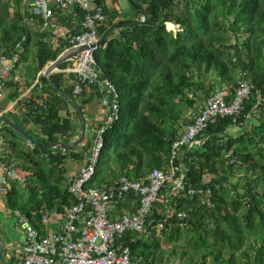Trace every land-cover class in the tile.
<instances>
[{"label":"trees","instance_id":"1","mask_svg":"<svg viewBox=\"0 0 264 264\" xmlns=\"http://www.w3.org/2000/svg\"><path fill=\"white\" fill-rule=\"evenodd\" d=\"M12 1L13 11L7 0H0V54L11 52L25 37L24 54L32 44L36 46L37 74L59 56L61 49L43 42L38 29L25 23L20 6L23 0ZM130 1L144 9L147 19L113 29L94 52L98 67L117 87L120 112L104 135L89 186L109 185L122 175L143 178L167 164L172 142L197 100L235 81L241 70L249 71L254 89L236 122L227 117L211 124L206 143L187 153L186 181H206L215 206H196L190 199L175 196L173 203L190 211L189 225L182 228L167 223L160 232L151 227L146 238L126 233L118 243L130 247L133 259L154 264H166L167 256L184 253L176 246L165 248L162 239L167 243L185 240L194 253L200 254L202 264L210 257L215 262L235 264L237 253L253 264H264V120L247 127L258 115H264V104L255 108L258 95H264V0H182L178 4L174 0ZM105 12L108 21L100 27L101 34L116 23L114 16ZM82 16L76 8L73 17L80 21ZM166 22L178 25L177 32ZM69 63L63 62L59 69ZM67 74L55 71L50 75L51 82L41 75L42 93L34 91L23 101L26 113L40 128L38 134H32L38 144L25 147L20 141L25 137L8 125L0 133L10 150L24 154L16 166L24 172L29 191L24 199L20 197L19 181L14 180L6 193L7 201L13 210L27 214L38 228L42 210L57 206L63 210V206L76 202L69 191L73 178L67 176L66 162L85 157L79 148L45 147L70 141L72 115L67 112L62 116L61 111L68 110L72 103L66 94L75 98L80 95L74 94L73 85L65 84ZM208 76L212 77L210 86ZM19 88L17 85L12 97L20 95ZM235 125L241 126L240 133L227 135L226 130ZM236 171L244 174L232 182ZM226 183L234 187V193ZM243 199L245 211L240 213ZM225 252L228 258L223 257Z\"/></svg>","mask_w":264,"mask_h":264},{"label":"built area","instance_id":"2","mask_svg":"<svg viewBox=\"0 0 264 264\" xmlns=\"http://www.w3.org/2000/svg\"><path fill=\"white\" fill-rule=\"evenodd\" d=\"M180 3L182 0H174ZM76 8L83 12L79 31H69L58 38L52 34L54 20L58 17L73 18ZM22 13L25 23L38 29L41 40L61 49L60 54L78 47L97 43L101 37L100 27L108 21L104 0H23ZM171 23V25H170ZM169 29L177 32L179 26L166 22ZM171 26V27H170ZM177 28V29H176ZM25 37L9 53L0 54V97L7 91V82L24 54ZM66 44V47H63ZM99 45L89 46L74 57L64 69L75 73V95L98 87L108 112L95 130V136L84 163L70 182L69 191L76 199L71 206H59L42 210V225L38 228L21 210H13L17 227L23 234L21 243L10 246L20 253L14 264H154L152 261L133 259L128 245L118 243L126 233L134 238L147 236L150 228L162 230L168 223L185 228L190 217L188 209L173 203V197L187 198L196 206H215L212 188L206 181L188 183L187 153L202 147L209 138L206 134L211 124L227 117L234 122L244 110L254 83L248 70H241L235 81H230L211 93L201 109L191 114L173 140L169 161L163 167L154 168L143 178L122 175L109 185L89 186L96 173L99 153L104 146V135L119 118L120 94L115 83L98 67L94 52ZM106 94V95H105ZM264 104L259 94L257 104ZM241 126L226 130L227 135ZM31 147L33 143L30 142ZM9 145L0 135V192L6 194L12 181L25 182L10 159ZM159 215V218H155Z\"/></svg>","mask_w":264,"mask_h":264},{"label":"crops","instance_id":"3","mask_svg":"<svg viewBox=\"0 0 264 264\" xmlns=\"http://www.w3.org/2000/svg\"><path fill=\"white\" fill-rule=\"evenodd\" d=\"M130 5L131 10L129 11V13H124L121 11L120 0H104V7L109 14H112L114 16V22H119V20L142 18L143 14L140 10V7L133 4ZM79 29V20L75 17L70 19L58 17L56 18V20H54L52 34L60 38L69 31L77 32L79 31ZM35 58L36 46L32 44L29 48V51L25 52L20 63L12 72L11 80L7 84L8 88L6 91V95L4 97H0V115H7L31 135L38 134L40 128L38 125L33 123L31 117L26 113L23 101H25L26 96L32 94V92L34 91L42 93L43 88L40 81V76L44 75L43 73L46 68L45 66L36 74L35 69L37 63L35 61ZM76 77L77 76L75 73L69 72L66 75L65 84L71 87L72 85H74ZM17 85L20 86V95L18 97H12L13 91L15 90ZM102 96L103 94L101 93L100 89L98 87H93L84 91L83 94L75 98L86 122V132L84 140L83 143L78 147V150L80 152L84 151L85 157L81 160H67V176L70 179H72L77 174L79 167L84 163L85 158H87L89 153V145L91 146L93 142L95 130L108 112L107 106L102 101ZM67 112L72 115V130L70 131V141H74L82 134L83 118L79 110L73 103L69 104L68 110H62L61 115L66 116ZM5 125L7 124L4 122H0V133L1 129L4 128ZM20 141L25 147H31L30 142L26 138L25 140L20 139ZM85 146H88L87 151L83 150ZM9 155L10 159L15 164L22 162V157L24 156V154L18 150H9ZM17 168L18 171L24 175L22 169L19 166H17ZM17 187L20 190V197L24 199V196H27L29 193V191L25 187V183L19 182ZM16 222V215L14 214L13 209L7 201L6 194H2L0 192V242L2 243L3 247L0 264H14V262L20 255V253L10 248V246H14L16 245V243H21L24 240V236L19 231Z\"/></svg>","mask_w":264,"mask_h":264},{"label":"rangeland","instance_id":"4","mask_svg":"<svg viewBox=\"0 0 264 264\" xmlns=\"http://www.w3.org/2000/svg\"><path fill=\"white\" fill-rule=\"evenodd\" d=\"M7 1H8V4L11 6L10 7L11 11H13V8H14V4L13 3L14 2L12 0H7ZM21 4H22V1L20 2V6H21ZM130 4H131L130 0H120L121 11L124 12V13H129V11L131 10V5ZM174 30H175V28H174ZM207 83H208V86H210V84L212 83V77H210V76L207 77ZM214 91L215 90H210V92L206 95V97L209 96ZM206 97H204L203 99L199 98L197 100V102L195 104V107L192 109V111L188 112L187 115H186V118L188 120L191 118V114L199 112V110L201 109V105L203 104V102L206 99ZM256 118H257V120L253 119V121H250V123L247 126L248 128H250L253 123L259 124L261 120H264V115L260 114ZM241 130H242V128L240 129L238 127H235L231 131V133H232L233 136H237L240 133ZM243 174L244 173H242L240 171H236L235 174L233 176H231L230 179L232 180V182H236L238 177L243 176ZM209 178H210V176L206 177V179H209ZM240 181H241V179H240ZM241 182L244 183L243 180ZM228 186L231 187V189H233L232 193H234V191H235L234 187H232L230 185H228ZM245 202H246V200L243 199V206L240 209V213L245 211V207H244ZM160 231H158V232H160ZM148 235H149V233H148ZM147 236H145V238ZM161 241H162V244H163V246L165 248H173L174 246H176L178 251H181V250L184 251V253L179 252L178 254L167 256L166 264H202L201 260H200V254L198 255V254L194 253L193 252V246L190 245L188 242H185V240H179L178 242H175V243H167L164 239H162ZM247 245H248V243H246L244 245V247H247ZM251 252L254 254L253 251H251ZM222 255H223L224 258H228L229 257V253H226V252L223 253ZM252 258H253V256H252ZM206 264H228V263L227 262H222V261L215 262L213 260V258L210 257ZM235 264H253V262L252 261H247L246 257L245 258H241L239 253H237L236 258H235Z\"/></svg>","mask_w":264,"mask_h":264},{"label":"water","instance_id":"5","mask_svg":"<svg viewBox=\"0 0 264 264\" xmlns=\"http://www.w3.org/2000/svg\"><path fill=\"white\" fill-rule=\"evenodd\" d=\"M140 10L143 14L142 18H138V19H131V20H127L125 22H116L114 24H112L111 26H109V28L107 29V31H105L101 37L99 38V40L97 41V43H92L90 45H85V46H78V47H74L71 48L67 51H65L62 54H59V56L54 60L51 61L50 63L47 64L45 70H44V76L48 78L49 82H51L50 80V75L51 73H53L54 71L58 70L60 68V65L63 62H66L68 60L73 59L74 57H76L83 49H86L89 46H95V45H100L101 43H103L105 41V39L107 38V36L109 35V33L115 29L118 28L122 25H128V24H134V23H139L142 21H145L147 19V15L146 12L144 11V9L142 7H140ZM52 84V83H51ZM67 97L70 99V101L77 107V109L79 110L82 118H83V130H82V134L79 138H77L74 141H69V142H64V141H57V142H53L50 143L48 145H46L45 147L48 148H62L64 150H73L78 148L84 140V136H85V132H86V122L85 119L83 117V113L81 111V109L79 108L78 103L76 102L75 97L71 96L70 94H66ZM0 122H4L6 123L8 126H10L11 128H13L15 131H17L19 134H21L22 136H24L29 142L38 144L39 142L30 134L28 133L25 129H23L21 126H19L17 123H15L10 117H8L7 115H0ZM2 252H3V247H2V243L0 242V259L2 257Z\"/></svg>","mask_w":264,"mask_h":264}]
</instances>
